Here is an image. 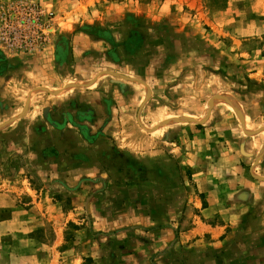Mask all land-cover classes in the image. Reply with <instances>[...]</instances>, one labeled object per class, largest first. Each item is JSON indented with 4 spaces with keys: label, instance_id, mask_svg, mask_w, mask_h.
I'll return each instance as SVG.
<instances>
[{
    "label": "rangeland",
    "instance_id": "374dc122",
    "mask_svg": "<svg viewBox=\"0 0 264 264\" xmlns=\"http://www.w3.org/2000/svg\"><path fill=\"white\" fill-rule=\"evenodd\" d=\"M0 264H264V0H0Z\"/></svg>",
    "mask_w": 264,
    "mask_h": 264
},
{
    "label": "crops",
    "instance_id": "0c3cea01",
    "mask_svg": "<svg viewBox=\"0 0 264 264\" xmlns=\"http://www.w3.org/2000/svg\"><path fill=\"white\" fill-rule=\"evenodd\" d=\"M252 1H255V3H258V1H260V0H251V2H252ZM74 35H80V33H79V32H76V33H74ZM73 41H74V40H73ZM57 48H58V49H61V47H60L59 44H57V46H56L55 49L57 50ZM43 53H44V54H45V53H48V51H47V52H46V51H45V52L43 51ZM52 53H53V49H51V50L49 49V54L51 55ZM41 55H43V54H41ZM50 55H49V56H50ZM50 59L53 60L54 57H53V58H50ZM54 60H55V59H54ZM205 209H206V208H205ZM205 209H204V210H205ZM206 210H209V209L207 208ZM212 211H214V210H212ZM218 211H221V212H222V210H221L220 208H218ZM208 216H212V217H213V214H210V213H209ZM219 225H220V226H225V227L228 226V224H227L226 222H224V223L221 222ZM219 225L217 224V225H215L214 227H212V225H210L209 223H207V222H203L199 227H205V228H207V229H213V230H214L215 227L219 228ZM219 238H220V236H218L217 239H219ZM220 242H221V238H220Z\"/></svg>",
    "mask_w": 264,
    "mask_h": 264
}]
</instances>
